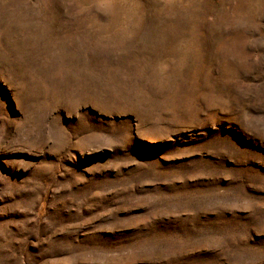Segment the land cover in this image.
<instances>
[{"label": "rangeland", "instance_id": "rangeland-1", "mask_svg": "<svg viewBox=\"0 0 264 264\" xmlns=\"http://www.w3.org/2000/svg\"><path fill=\"white\" fill-rule=\"evenodd\" d=\"M0 264H264V0H0Z\"/></svg>", "mask_w": 264, "mask_h": 264}]
</instances>
